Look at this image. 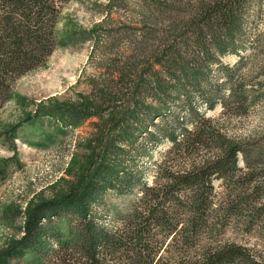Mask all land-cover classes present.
<instances>
[{
	"label": "trees",
	"instance_id": "1",
	"mask_svg": "<svg viewBox=\"0 0 264 264\" xmlns=\"http://www.w3.org/2000/svg\"><path fill=\"white\" fill-rule=\"evenodd\" d=\"M70 1L0 0V109L15 81L60 46ZM252 1H140L141 27L108 36L112 45L125 37L126 50L107 55L85 105L49 111L86 127L77 147L86 156L72 154L85 169L71 164L56 196L11 213L23 232L0 250V264H264L214 237L232 216L264 231V135L238 141L207 116L218 106L246 115L264 90L242 69ZM231 55L240 64L223 61ZM163 143L149 183L143 158ZM110 193L138 194L131 213Z\"/></svg>",
	"mask_w": 264,
	"mask_h": 264
},
{
	"label": "rangeland",
	"instance_id": "2",
	"mask_svg": "<svg viewBox=\"0 0 264 264\" xmlns=\"http://www.w3.org/2000/svg\"><path fill=\"white\" fill-rule=\"evenodd\" d=\"M140 1L71 0L57 25L60 46L44 65L15 81L11 99L0 109V250L11 240L19 239L23 232V220L12 219L13 211L24 213L34 203L56 196L60 192V178L67 177L71 164L85 169L84 159H76L72 154L79 152L78 143L86 127L65 125L49 111L85 105L91 97L93 81L105 73L107 55L111 58L117 50H126L125 37L112 45L108 36L141 27ZM248 18L246 51L241 62L243 74L248 80H262L264 0L252 1ZM98 30L102 31L97 33ZM239 59L231 55L223 61L235 66L240 64ZM259 98L246 115L225 114L218 106L207 116L215 118L218 126L238 141L257 140L264 135V90ZM87 128L90 130V126ZM168 148L169 144L163 143L143 158L149 164L145 175L149 183L156 175L155 161ZM214 184L218 198H224L222 181ZM137 197L138 194L119 197L110 193L107 199L129 214ZM244 222L243 217L227 218L221 234L214 237L246 246L264 260V231H247Z\"/></svg>",
	"mask_w": 264,
	"mask_h": 264
}]
</instances>
